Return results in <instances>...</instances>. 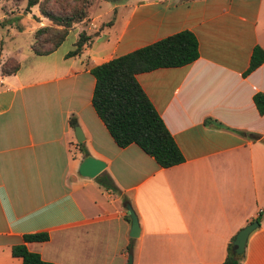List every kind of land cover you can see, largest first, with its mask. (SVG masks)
<instances>
[{"label": "crops", "instance_id": "0c3cea01", "mask_svg": "<svg viewBox=\"0 0 264 264\" xmlns=\"http://www.w3.org/2000/svg\"><path fill=\"white\" fill-rule=\"evenodd\" d=\"M15 16L33 26L31 41L11 44L21 32L8 24L0 37V64L19 65L0 74V264H21L10 248L43 232L47 241L24 246L50 264H127L129 254L131 264H221L257 216L240 264H264V114L252 103L264 62L244 76L253 48L264 51V0H91L68 46L45 56L29 46L47 20L36 6ZM181 31L196 40L195 61L134 76L182 156L160 168L134 144H114L91 107L89 71ZM80 33L88 41L65 57ZM80 148L104 163L98 176L118 194L77 175Z\"/></svg>", "mask_w": 264, "mask_h": 264}, {"label": "trees", "instance_id": "16d2710c", "mask_svg": "<svg viewBox=\"0 0 264 264\" xmlns=\"http://www.w3.org/2000/svg\"><path fill=\"white\" fill-rule=\"evenodd\" d=\"M90 2L91 0L40 2L26 0L25 11L36 5L40 17L50 23L49 26H42L33 32L30 52L35 56H45L55 51L73 25L83 21ZM88 39L89 37L80 33L73 44V50L65 57L79 54ZM197 57V43L194 36L188 31H181L90 69V75L94 79L91 107L118 148L134 144L160 168H169L182 162V156L170 134L136 83L134 76L157 68L188 65ZM262 62H264V51L254 47L244 76ZM18 68V63L8 58L0 64V74L12 75ZM252 103L257 114L262 116L264 93L253 94ZM210 122L215 123L210 119L204 120L205 124ZM75 124L74 118L68 119L70 127L73 128ZM215 124L220 126L218 123ZM78 146L80 147L81 144ZM80 152L84 156L87 155L81 148ZM95 180L102 189L118 194L108 176L97 175ZM122 201L127 199L123 197ZM125 218L128 219L127 216ZM259 220L260 217L257 216L255 221ZM47 239L48 236L44 232L23 235L22 244L12 246L10 255L20 259L21 264H50L43 262L38 254L27 251L24 246V243L45 242ZM241 258V255L236 256L231 252L230 242L221 264H240Z\"/></svg>", "mask_w": 264, "mask_h": 264}, {"label": "water", "instance_id": "95a60500", "mask_svg": "<svg viewBox=\"0 0 264 264\" xmlns=\"http://www.w3.org/2000/svg\"><path fill=\"white\" fill-rule=\"evenodd\" d=\"M73 136L76 143H81L83 138L80 129L74 125L72 128ZM104 163L98 159H94L90 156H84L78 164L76 173L79 177L84 179H93L104 169ZM126 215L129 218L130 227L128 236L132 239L138 235L139 227L136 215L134 214L129 204L124 207ZM258 227V222L253 220L251 223L245 225L239 229L231 241V252L239 256L242 254L244 245L250 233H252ZM127 264H131V255L127 256Z\"/></svg>", "mask_w": 264, "mask_h": 264}, {"label": "rangeland", "instance_id": "374dc122", "mask_svg": "<svg viewBox=\"0 0 264 264\" xmlns=\"http://www.w3.org/2000/svg\"><path fill=\"white\" fill-rule=\"evenodd\" d=\"M40 1H42V0H38V2H40ZM25 6H26V0H0V15L1 14L5 15V19L0 20V37H1V40L5 36L4 29L6 28L5 27L6 24H8L14 32H17V30H20V32H21V35H17L15 37V40H17V41H12L11 44H15V43L16 44H22L25 41H31V37L27 34V31L29 30L30 27L33 26V22L26 21L23 17L15 16V14L21 12V10L25 11ZM36 8H37V6H36ZM29 11H30V8L27 10V12H29ZM37 13H38V11H37ZM38 16L40 17L39 14H38ZM40 18H42V17H40ZM32 19L34 20V18H32ZM42 19H44V18H42ZM49 25H50V23L48 22L47 26H49ZM43 26H46V25H43ZM40 27H42V26H40ZM32 36H33V33H32ZM1 40H0V49L2 46ZM68 43H69V41H66L63 44H61L60 50H63L64 48H66L68 46ZM6 44H9V43H7V41H4V45H6Z\"/></svg>", "mask_w": 264, "mask_h": 264}]
</instances>
